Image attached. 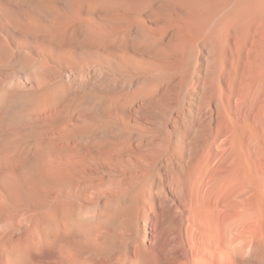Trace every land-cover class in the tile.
<instances>
[{"label": "bare ground", "instance_id": "bare-ground-1", "mask_svg": "<svg viewBox=\"0 0 264 264\" xmlns=\"http://www.w3.org/2000/svg\"><path fill=\"white\" fill-rule=\"evenodd\" d=\"M0 264H264V0H0Z\"/></svg>", "mask_w": 264, "mask_h": 264}]
</instances>
